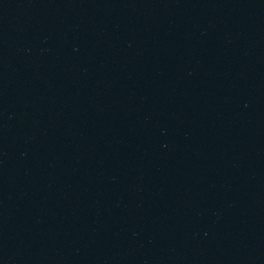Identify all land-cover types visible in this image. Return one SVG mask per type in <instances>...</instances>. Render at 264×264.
Segmentation results:
<instances>
[{
    "label": "water",
    "instance_id": "water-1",
    "mask_svg": "<svg viewBox=\"0 0 264 264\" xmlns=\"http://www.w3.org/2000/svg\"><path fill=\"white\" fill-rule=\"evenodd\" d=\"M0 264H264V0H0Z\"/></svg>",
    "mask_w": 264,
    "mask_h": 264
}]
</instances>
